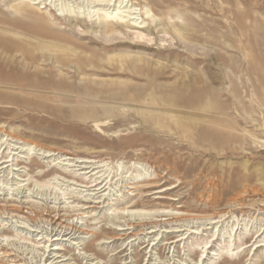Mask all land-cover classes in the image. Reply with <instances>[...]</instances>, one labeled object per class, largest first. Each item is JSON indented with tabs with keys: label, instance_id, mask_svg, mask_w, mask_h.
Segmentation results:
<instances>
[{
	"label": "rangeland",
	"instance_id": "obj_1",
	"mask_svg": "<svg viewBox=\"0 0 264 264\" xmlns=\"http://www.w3.org/2000/svg\"><path fill=\"white\" fill-rule=\"evenodd\" d=\"M104 2L0 0V203L25 207L0 264H264V0ZM72 156L104 160L96 208ZM216 214L225 240L189 234ZM156 222L189 236L133 235Z\"/></svg>",
	"mask_w": 264,
	"mask_h": 264
},
{
	"label": "bare ground",
	"instance_id": "obj_2",
	"mask_svg": "<svg viewBox=\"0 0 264 264\" xmlns=\"http://www.w3.org/2000/svg\"><path fill=\"white\" fill-rule=\"evenodd\" d=\"M89 1H92V0H89ZM116 1V0H115ZM96 1H93V3H95ZM102 1H97V4H99V3H101ZM122 3H124V0H117V3H113L112 4V0H105V2L103 3V5L104 6H110V5H113V8L115 9L114 11H118L119 9H120V7H121V5L123 6V4ZM26 4L24 3V2H17V3H15V4H11V7L15 10V11H19L20 9H22L23 8V6H25ZM124 6H127V4H125ZM131 7V5H129L128 6V8H130ZM131 9V8H130ZM134 13V12H133ZM132 12H131V14H133ZM130 18H132V17H130ZM138 28V27H137ZM132 35H133V37H135V38H137V39H145V40H150L149 38H146L145 37V34L143 33V31H141V30H135L134 32H132ZM28 55H31L33 58H35V57H38L39 55H40V53H38V54H28ZM31 57V58H32ZM208 107V106H207ZM200 109V108H199ZM1 142V141H0ZM5 142H1L0 143V148H1V145H3ZM16 143H20V144H22L21 146H18V147H16V146H13L12 148H10L11 147V145H7L6 147H5V150H6V148L8 149V151L11 149V150H13V149H19V148H21V150H23L24 148H25V146H29L28 148H25V151L26 150H28V152H27V154H29V151H30V149H31V146L30 145H28L29 143H27V142H24V141H20V140H18ZM15 145V144H14ZM34 146V145H33ZM24 151V150H23ZM34 151V150H33ZM34 153V152H33ZM36 153V152H35ZM34 153V154H35ZM41 154V153H40ZM57 154V153H56ZM16 155V154H15ZM42 155V154H41ZM47 155V154H46ZM19 157V156H18ZM17 157V158H18ZM17 158H15L14 157V153H13V155H11V153H10V151L9 152H7V153H4V150L1 152V157H0V169H2L4 166L3 165H5V164H9V162H12V164L11 165H13L14 164V161H16V159ZM98 157L97 156H94L93 158H91V157H88V158H83V157H64V160H68V161H70L71 162V160H76V162H79L81 165H82V168H80V169H84V171H83V173H81L79 176H80V178H82L83 180H81V182H83V183H85V187H86V190H88V191H92V193H88L87 194V197L86 198H84V199H82V197H77V199H79L81 202H85V204H89L88 206H86V207H84V208H96V205H98V204H101V203H103V200L105 199V196L103 197L102 195V193L106 190V188H105V185H107V183L108 182H106L105 184H104V182L106 181V177H104L103 176V174H100L101 173V169L99 168L100 166H102V165H98V164H100V163H103V161L104 160H101V159H97ZM63 160V161H64ZM64 164V163H63ZM68 164V163H67ZM56 165H57V163H56ZM66 165V164H65ZM70 165H72V164H70ZM70 165H68V166H70ZM74 165V164H73ZM77 165H79V164H77ZM76 165V166H77ZM14 166V165H13ZM7 167H8V165H7ZM61 168V167H60ZM71 168V167H70ZM100 169V170H97V169ZM133 168V170H136V168H138L137 166H135V168H134V166H132L131 168H128V170L129 169H132ZM64 169H65V167H64ZM74 169H76V167L74 168ZM69 171H71L70 169H69ZM79 171V170H78ZM82 171V170H81ZM130 171V170H129ZM111 172V171H110ZM75 173V172H74ZM77 173V172H76ZM74 175V174H73ZM77 175V174H76ZM105 175V174H104ZM114 176V175H113ZM124 176H126V175H124ZM110 177V176H109ZM124 178V177H123ZM161 179V178H160ZM135 180V179H134ZM115 181H116V178H115ZM166 181V180H165ZM119 182V181H118ZM125 183H126V181H125ZM153 183V182H152ZM71 184V183H70ZM69 184V185H70ZM116 185V184H115ZM121 185V184H120ZM129 185V184H128ZM81 186V185H80ZM109 186V185H108ZM107 186V187H108ZM150 186H154V185H150ZM150 186H146L145 188H147V187H150ZM174 186V185H173ZM121 187V186H120ZM171 187V186H170ZM168 188H160L159 190H157V191H155V192H164V191H166ZM170 189V188H169ZM82 190V189H81ZM79 192V191H78ZM80 193V192H79ZM108 193H109V191H108ZM77 194V193H76ZM83 194H85L84 192H83ZM70 197V196H69ZM103 198V200H101ZM19 202V201H18ZM21 202V201H20ZM28 202V201H27ZM3 203V202H2ZM25 203V202H24ZM77 203V202H76ZM22 204V203H21ZM18 205V206H15V207H10V205H8L7 203H5V204H1L0 203V210H8L9 212H10V210L11 211H17V212H22V208H25L24 206H22V205ZM31 204V203H30ZM84 204V205H85ZM157 204V203H156ZM163 203H161V205H162ZM165 204H167V203H165ZM232 204H236L235 202L234 203H232ZM35 205V204H34ZM83 205V206H84ZM134 204H132V206H133ZM37 206V205H36ZM228 206V205H227ZM234 206V205H233ZM232 206V207H233ZM239 206V205H238ZM243 206V205H242ZM53 207V206H52ZM76 207V206H75ZM137 207V206H136ZM31 208V207H30ZM69 208V207H68ZM228 208H230V207H228ZM227 208V209H228ZM56 209V208H55ZM59 209V208H58ZM79 209H80V207H79ZM62 210H63V208H62ZM69 211H71L70 209H69ZM76 211V210H75ZM224 211V210H223ZM226 212V211H225ZM41 213V212H40ZM55 213V212H54ZM81 213V212H80ZM215 213H217V212H215ZM9 214H11V213H9ZM19 214V213H18ZM38 214H39V212H38ZM42 214H43V212H42ZM48 214V213H47ZM12 215V214H11ZM146 215V214H145ZM13 216H17V215H13ZM69 216V215H68ZM154 216V215H153ZM214 216V215H213ZM222 216H224V214H216L214 217H212V216H210V217H205L206 219H212V222L215 224L214 226H211V227H205V228H200V227H195L194 228V230H192V231H190V233L189 234H191V233H193L194 235H202V233H201V230H203V229H208V228H211V230L213 229V228H215V231L213 232V234H212V237H213V239L212 240H216V241H220V240H225V237H224V234L222 233L223 231V229H221L220 227L219 228H217V225H216V223H217V221H214L213 219H215L216 217L218 218H221ZM19 218H20V216H18ZM49 217H50V214H49ZM60 218V215H59V211L55 214V216H54V218L52 217V218H49L48 220L50 221V222H52V223H55L56 225H58L59 227H60V225H62L61 223H58L57 222V220ZM147 218V217H146ZM22 219V218H21ZM219 221H220V219H219ZM57 222V223H56ZM154 222V221H153ZM212 222H210L209 224H213ZM154 224V223H153ZM163 224V223H162ZM50 225V224H49ZM65 225V224H64ZM68 225V224H67ZM66 225V226H67ZM53 226V225H52ZM63 227H65V226H63ZM159 227V228H158ZM65 228H67V229H73V231H75V230H77V228H76V226H74V225H68L67 227H65ZM129 228H131V226H129ZM129 228H126V229H129ZM133 228V227H132ZM51 229V228H50ZM56 229V228H55ZM63 229V228H62ZM80 229V228H79ZM231 229H233V228H231ZM65 230V229H64ZM142 230H143V232L142 231H139L138 233H136V234H133V235H137V237H139L141 234H143L144 235V238H150V237H153V236H155V238L156 239H160V238H162V236L163 235H167V234H174V236L176 237V239H174V240H167L166 242H164V244H168V243H170L171 245L173 244V247L175 246V243L176 242H178V241H181V240H183V239H186V238H188V236L189 235H187V237H185V235L186 234H184V233H180V234H178V232H181V231H183V230H186L185 228H180V227H176V226H174V227H172V226H169V228L167 227V228H163L162 227V225H160V223H158V222H156L154 225H150V227H148V228H142ZM145 230V231H144ZM94 232V231H93ZM132 232V231H131ZM130 232V233H131ZM156 232V233H155ZM235 232H236V230H235ZM68 233H70V232H68ZM87 234H89L90 232L88 231V232H86ZM117 233V232H116ZM176 233V234H175ZM226 233V232H225ZM91 234H94V233H91ZM184 234V235H183ZM59 235V234H58ZM71 235V234H70ZM118 235V234H117ZM235 235V234H234ZM73 236V235H72ZM131 236V235H130ZM178 236L180 237V238H178ZM229 237H231V234L229 235ZM228 237V238H229ZM111 238H113V237H111ZM69 239V238H68ZM108 239V238H107ZM110 239V238H109ZM113 239H121V236H115ZM154 240V239H153ZM207 240H208V238H207ZM233 241L235 240V238L234 239H232ZM45 241H47V239L45 240ZM2 242V241H1ZM208 242H210V240L208 241ZM102 243H104V242H102ZM110 243V242H109ZM205 243V242H204ZM211 243V242H210ZM1 244V243H0ZM56 245H57V243H55ZM158 244V242L157 243H154V242H152L151 243V250H149L148 252L149 253H151V255L150 256H153V254L152 253H154V252H152V250L153 249H155V245H157ZM2 245V244H1ZM264 245V242L262 243V244H260V245H257V246H263ZM44 247V246H43ZM211 247V246H210ZM56 249H59V247L58 246H54L51 250H56ZM207 249H208V247H206V249H204V250H202L201 251V256H200V259H203V258H205V257H208V255L210 254V256H217L218 254H217V252H215V249H211L210 251H207ZM210 249V248H209ZM5 251L7 252L8 250H6L5 249ZM11 252V251H10ZM120 252V251H119ZM150 259V258H149ZM59 262H61V261H59ZM201 262H203V261H201ZM98 263V262H97ZM124 263V262H123ZM108 264V263H107ZM124 264H127V262H125ZM147 264V263H146ZM196 264H199L198 262H196Z\"/></svg>",
	"mask_w": 264,
	"mask_h": 264
}]
</instances>
